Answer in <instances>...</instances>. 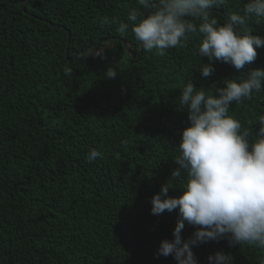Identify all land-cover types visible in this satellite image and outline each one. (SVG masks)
I'll return each mask as SVG.
<instances>
[{
	"label": "trees",
	"instance_id": "1",
	"mask_svg": "<svg viewBox=\"0 0 264 264\" xmlns=\"http://www.w3.org/2000/svg\"><path fill=\"white\" fill-rule=\"evenodd\" d=\"M21 1L0 0V264H176L157 249L178 213L153 215L150 200L166 183L169 197L181 194L183 177L171 178L190 126L180 93L188 81L211 93L246 78L264 68V47L244 69L215 62L204 78L198 34L157 56L131 26L118 31L131 9L152 11L137 0ZM246 3L226 0L211 15L222 24ZM247 29L264 36V20ZM262 114L264 92L229 110L252 135ZM93 148L101 156L89 162ZM194 230L186 223L182 238ZM218 251L232 264L264 257L225 239L193 248L198 264Z\"/></svg>",
	"mask_w": 264,
	"mask_h": 264
},
{
	"label": "clouds",
	"instance_id": "2",
	"mask_svg": "<svg viewBox=\"0 0 264 264\" xmlns=\"http://www.w3.org/2000/svg\"><path fill=\"white\" fill-rule=\"evenodd\" d=\"M226 0H137L147 15L133 8L128 22H119L118 31H131L142 50L163 56L167 49L183 47L189 34H198V54L208 62L200 66L204 78L222 62L242 70L257 58L264 36L247 29L249 21L264 20V0H247L242 12H232L219 23L211 9ZM117 22V21H113ZM72 69L65 67L64 75ZM106 78L117 73L108 68ZM264 68L252 69L246 78H225L224 87L211 93L188 81L180 93L189 127L181 133L178 165L171 178L183 177L181 194L169 197L170 186L162 185L150 200L151 214L178 213L173 239H163L158 256H172L176 264H198L193 248L209 241L225 239L229 247L255 245L264 249V114L258 117L255 135L229 115L231 106L251 100L264 92ZM251 135V138H250ZM101 153L90 149L92 162ZM195 229L182 238L185 224ZM210 264H232V257L216 252ZM264 264V257L259 259Z\"/></svg>",
	"mask_w": 264,
	"mask_h": 264
},
{
	"label": "water",
	"instance_id": "3",
	"mask_svg": "<svg viewBox=\"0 0 264 264\" xmlns=\"http://www.w3.org/2000/svg\"><path fill=\"white\" fill-rule=\"evenodd\" d=\"M21 2H22L23 4H26L27 0H22ZM69 42H70V33H69L68 48H67V51H68V49H69ZM128 52H129L130 55L134 56V55H133V52H132L129 48H128ZM69 59H70V57H69Z\"/></svg>",
	"mask_w": 264,
	"mask_h": 264
}]
</instances>
